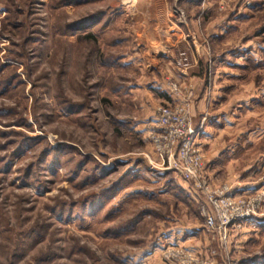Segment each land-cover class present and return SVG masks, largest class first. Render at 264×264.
I'll return each mask as SVG.
<instances>
[{
  "label": "rangeland",
  "instance_id": "rangeland-1",
  "mask_svg": "<svg viewBox=\"0 0 264 264\" xmlns=\"http://www.w3.org/2000/svg\"><path fill=\"white\" fill-rule=\"evenodd\" d=\"M176 1L168 15L186 25ZM237 1L225 0L227 12ZM239 1L227 58L206 77L211 90L217 78L211 100L235 108L217 133L219 149H233L214 165L203 156L204 174L234 196L253 184L245 194L258 204L221 244L201 198L155 154L153 123L138 125L162 79L191 92L157 75L138 43L135 25L149 19L133 11L138 0H0V264H145L161 245L149 263L178 264L166 257L177 248L205 264H264V0Z\"/></svg>",
  "mask_w": 264,
  "mask_h": 264
},
{
  "label": "crops",
  "instance_id": "crops-1",
  "mask_svg": "<svg viewBox=\"0 0 264 264\" xmlns=\"http://www.w3.org/2000/svg\"><path fill=\"white\" fill-rule=\"evenodd\" d=\"M213 1L177 0L179 7L185 10L188 15L189 23L186 25L178 24L172 21V18L170 19L168 15L169 0H138L133 7V11H136V13H140V11L149 13V19L145 21L139 20L135 27L138 28V43L144 47L145 52H152L150 54L157 61L153 68L156 74L161 75V77H171L176 84L180 83L179 85L190 90L195 95L191 108L192 122L195 127L200 124L203 117H206L196 143L203 156L207 159V165H214L218 156L224 155V152H230L231 154L233 149L229 146L227 149H219L221 146L217 143L220 135L217 133L237 118L235 111H233L235 108L232 106L226 111L225 107L222 109V103H215L214 99L211 100L213 92L215 94L219 90L215 84V79L217 78L213 79L211 90L209 81L206 82V77L212 71L214 77L220 74V70H218L221 67L220 61L223 58H227L226 51L221 50V46L225 48L227 32L232 31V28L237 25L236 22L240 18L239 13L242 8L238 0L236 5L231 8L232 10L229 9V12H227V7L223 5L225 0H215V2H218V6L213 5ZM214 50H218L219 53H215ZM182 57L185 58L186 66H183L180 61ZM163 62H167L168 66H164ZM160 83L153 87L157 94L155 102L140 104V109L145 113L141 116L138 125L143 127V129L154 122V109L157 105L174 104L172 102L175 101V98L169 86L163 79ZM207 87L209 88L207 89ZM158 101L166 103H158ZM244 172L250 173L243 180L252 181L253 173L251 168ZM205 174L215 185L206 171ZM250 185L253 184H238L237 194L248 193L254 188L249 187ZM175 236H177L175 230L167 233L165 235V244L171 243ZM161 247L163 246L161 245ZM161 247H157L155 251L153 249L152 253L148 254L149 256L145 257V253H143L140 257L141 261L143 263L146 262L145 264H155L149 263L151 262L149 257L154 258L156 254L158 255V248L160 249ZM187 247L195 253L200 252L199 245L191 244ZM146 250L150 251L151 249ZM133 261L130 263L134 264L135 262Z\"/></svg>",
  "mask_w": 264,
  "mask_h": 264
},
{
  "label": "built area",
  "instance_id": "built-area-1",
  "mask_svg": "<svg viewBox=\"0 0 264 264\" xmlns=\"http://www.w3.org/2000/svg\"><path fill=\"white\" fill-rule=\"evenodd\" d=\"M175 14L183 22V13L176 11ZM169 88L177 103L154 109V122L148 135L150 144L155 154L168 161L169 166L178 171L201 198L204 226L224 244L228 242V229L233 227L239 230L255 216L258 196H234L228 187L214 185L208 179L204 174L203 154L196 143L205 119L195 127L190 116L191 92L184 98L183 89L174 84ZM166 254V257L177 260L178 264H205L177 248L169 249Z\"/></svg>",
  "mask_w": 264,
  "mask_h": 264
},
{
  "label": "bare ground",
  "instance_id": "bare-ground-1",
  "mask_svg": "<svg viewBox=\"0 0 264 264\" xmlns=\"http://www.w3.org/2000/svg\"><path fill=\"white\" fill-rule=\"evenodd\" d=\"M133 2L135 1V0H132Z\"/></svg>",
  "mask_w": 264,
  "mask_h": 264
}]
</instances>
